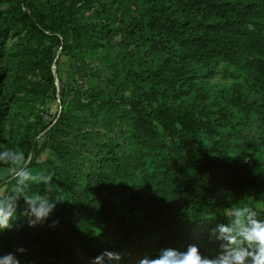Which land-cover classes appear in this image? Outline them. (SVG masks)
<instances>
[{"label": "trees", "instance_id": "16d2710c", "mask_svg": "<svg viewBox=\"0 0 264 264\" xmlns=\"http://www.w3.org/2000/svg\"><path fill=\"white\" fill-rule=\"evenodd\" d=\"M18 1L31 28L38 30L40 16L48 17L53 42L36 63L41 79L25 87L27 93L55 92L51 71L55 49L65 55L79 44L87 50L93 45L108 50L117 37L124 52L110 66V83L124 68V81L136 87L146 81L149 88L129 97H92L104 112L107 128L120 106L133 115L136 151L134 162L124 163L117 144L102 143L83 187L54 161L37 160L46 150L37 135L43 130L57 132L61 115L48 129H37L21 119L16 107L3 106L0 90V138L4 139L5 119L18 122L17 127H8V148L13 142L24 145L29 167L54 173L46 194L61 201L43 224L29 227L20 216L25 206L20 199L13 227L0 232V242L17 258L29 264H74L72 241L88 258L105 249L130 253L132 259L126 256L121 264L155 257L166 247L183 251L188 244L198 245L202 255L214 256L218 242H209L208 231L227 222L221 216L225 207L244 202L264 220V210H257L258 202H264V151L234 152L229 135L219 133L228 122L226 115L214 122H196L193 105L182 99L208 90L216 64L223 62L246 70L249 84L231 83L228 88L244 94L248 111L264 115V0ZM88 6L95 8L94 17L78 22L77 13ZM8 27L12 28L0 26V38ZM3 80L0 77L1 89ZM61 97L63 101L64 94ZM148 158L159 159L161 169L150 172ZM116 181L119 188L114 191ZM111 195H118L130 212L143 211L141 223L130 226L109 216L103 200ZM56 219L59 224L49 227ZM18 247L26 251L19 253Z\"/></svg>", "mask_w": 264, "mask_h": 264}, {"label": "rangeland", "instance_id": "374dc122", "mask_svg": "<svg viewBox=\"0 0 264 264\" xmlns=\"http://www.w3.org/2000/svg\"><path fill=\"white\" fill-rule=\"evenodd\" d=\"M25 11V7L18 0H0V26L12 27H8L0 38V41H3L0 44V77L4 79V88L1 89L0 86V90H3V106L10 103L16 107L21 119L37 129H48L61 115L57 132L48 134L43 130L37 135L41 145L46 147V150L37 156V160L54 161L66 169L81 187L85 184L86 174L94 168L96 152L105 141L118 145V152L124 163H133L136 151L133 115L127 112L126 107L120 106L111 127L107 128L104 112L92 101L96 94L105 99L113 96L129 97L132 93L140 94L141 90L149 88L146 81H139L138 87L124 81L122 76L125 69H122L121 64L118 65L122 70L117 80L113 84L110 83V66L119 61L124 52L123 46L117 45L118 37L113 40L108 50L98 49L96 45L87 50L84 44H79L74 46V52L65 55L60 53L59 48L55 49L51 65L55 92L49 91L45 96H35L23 89L31 82L41 79L36 63L44 51L51 49L53 42L48 17L40 16L39 28L36 30L30 27V20ZM94 11L93 6L82 7L77 13V21L88 23L94 17ZM90 53L95 56L91 57ZM131 65L134 67L135 62L131 61ZM193 67L196 68V64H193ZM216 69L218 71L208 79V90L199 94L192 92L182 98L187 106L193 105L194 120L203 123L214 122L224 113L228 122L219 127V133L229 135L230 147L234 152H251L252 149L264 151V115L254 110L248 111L243 102L244 94L228 88L231 83L248 85L250 80L246 70L223 62L216 64ZM195 87L198 88V85L195 84ZM17 125L15 120H4V139L0 138V150L9 147L8 142L11 140L8 127L15 128ZM11 149L24 153L27 151V147L14 142ZM158 164L159 159L148 158L146 166L153 172L161 169ZM3 167L5 166L0 164V168ZM29 168L33 171L39 170L38 167ZM14 184L15 181L12 180L6 185L8 192ZM43 187L42 184H32L29 192L38 193L37 189H44ZM117 188L119 187L116 181L112 190ZM104 198L105 212L109 216L122 218L127 225H139L141 216L146 215L141 210L130 212V206L123 208L118 195ZM263 203L258 202L257 210H264ZM242 205L246 203L243 202ZM71 249L74 264H88L91 258L86 257V251L77 241L71 242ZM8 253L16 256L13 249L0 242V255ZM17 259L19 264H29Z\"/></svg>", "mask_w": 264, "mask_h": 264}, {"label": "clouds", "instance_id": "9594fccd", "mask_svg": "<svg viewBox=\"0 0 264 264\" xmlns=\"http://www.w3.org/2000/svg\"><path fill=\"white\" fill-rule=\"evenodd\" d=\"M29 163L21 150H0V164L7 166L0 168V232L13 227L21 198L25 206L20 216L25 218L29 227L43 224L61 202L59 198L52 199L46 194L54 173L33 171ZM12 180L15 184L8 192L6 185ZM32 184L44 185V192L30 194ZM221 216L227 222L219 223L208 231L209 242H218L214 256L202 255L198 245L188 244L183 251L162 248L155 257L146 255L136 264H264V220L258 218L257 211L251 206L232 204L224 208ZM59 222L58 219L53 220L49 227H55ZM25 251L23 247L17 248L19 253ZM126 256L132 259L130 253L105 249L91 258L88 264H121ZM0 264H19V260L13 253H8L0 255Z\"/></svg>", "mask_w": 264, "mask_h": 264}]
</instances>
